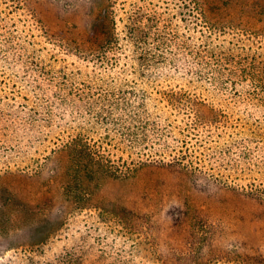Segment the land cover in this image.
Returning a JSON list of instances; mask_svg holds the SVG:
<instances>
[{
    "label": "rangeland",
    "instance_id": "rangeland-1",
    "mask_svg": "<svg viewBox=\"0 0 264 264\" xmlns=\"http://www.w3.org/2000/svg\"><path fill=\"white\" fill-rule=\"evenodd\" d=\"M98 1L100 8L106 4ZM209 2L216 54L222 43L239 45V56L243 47L263 51L264 0ZM36 8L40 19L21 17L20 30L27 41L40 42L46 39L44 28L60 25L54 21L56 10ZM80 33L84 47L94 46L90 32ZM19 41L7 35L0 21V264H191L198 249L206 264H264V195L240 191L264 190V107L234 101L232 115L218 117L210 129L212 134L223 130L222 138L210 137L202 147L189 142L190 162L205 176L214 174L219 186L197 183L165 166L140 165L128 172L124 155L115 150L117 141H109L99 129L91 140L109 160L111 173L87 178L80 165L72 175L69 156L59 152L55 140L64 129L56 130L55 137L47 133L52 111L55 123L69 112L60 98L65 91L58 90L59 80L51 82L47 75L48 64H63L64 55L55 48L53 54L33 58L32 50L42 47ZM44 47L54 46L45 42ZM223 55L212 62L218 59L223 67L232 61ZM240 71L239 65V85L226 88L253 90V76L247 79ZM216 87L225 89L210 88ZM85 128L77 125V131ZM229 136L240 144L231 145ZM218 141L231 156L217 155ZM70 186L83 194H71ZM204 236L214 238L209 246L199 245Z\"/></svg>",
    "mask_w": 264,
    "mask_h": 264
},
{
    "label": "trees",
    "instance_id": "trees-1",
    "mask_svg": "<svg viewBox=\"0 0 264 264\" xmlns=\"http://www.w3.org/2000/svg\"><path fill=\"white\" fill-rule=\"evenodd\" d=\"M0 2V21L7 35L16 42L18 39L20 43L42 47L32 50L33 58H41V53L53 54L58 51L55 48L64 55L63 64H48L47 75L51 82L59 80L58 90L65 91L60 98L69 112L56 123L57 115L49 113L53 122L47 133L55 137L56 130L64 129L55 140L62 150L59 152L69 156L68 170L72 175L80 165L87 178L111 173L109 160L91 140L99 129L109 141H117L113 142L115 150L124 155L123 165L128 172L140 165L165 166L187 173L197 183L214 186L211 184L219 179L210 173L205 176L200 167L190 162L189 142L195 140L201 146L210 137L222 138L223 130L213 133L214 138L210 129L219 123L218 117L228 118L233 110L230 107L236 106L238 100L264 107V60H257L264 58V49L258 54V48L252 52L251 47H243V55L239 56V45L227 47L225 43V47L222 43L216 54L211 36L216 24L209 18V0H106L102 8L98 0ZM38 6L57 11L54 21L59 22L60 29L44 28L45 41H27L20 30L21 17L35 15L39 20ZM11 13L17 16L13 19ZM80 31L90 32L89 41L94 46H83ZM45 42L54 47L45 48ZM222 54L232 58L223 67L218 59L212 62ZM239 65L243 77L250 79L252 75V81L257 82L253 90L226 88L239 85ZM226 68L229 73L223 79ZM218 84L225 89L210 88ZM78 124L86 128L77 131ZM72 129L77 132L60 136ZM229 139L231 145L239 140ZM218 143L221 150L217 155L231 156L230 150L221 146L223 142ZM69 191L77 197L83 194L78 186H70ZM240 191L264 195V190ZM198 223L206 224L200 219ZM213 239L204 236L199 245L209 246ZM203 254L198 249L191 264H206Z\"/></svg>",
    "mask_w": 264,
    "mask_h": 264
}]
</instances>
